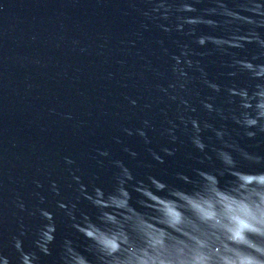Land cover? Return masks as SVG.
<instances>
[{"label": "water", "instance_id": "obj_1", "mask_svg": "<svg viewBox=\"0 0 264 264\" xmlns=\"http://www.w3.org/2000/svg\"><path fill=\"white\" fill-rule=\"evenodd\" d=\"M257 228L264 0H0V264H217Z\"/></svg>", "mask_w": 264, "mask_h": 264}, {"label": "clouds", "instance_id": "obj_2", "mask_svg": "<svg viewBox=\"0 0 264 264\" xmlns=\"http://www.w3.org/2000/svg\"><path fill=\"white\" fill-rule=\"evenodd\" d=\"M200 42L203 43V40ZM158 187L162 188L164 185L160 184ZM255 231H257L261 237H264V229L257 228ZM229 239H235L237 243L248 245L259 255L257 256L251 253L235 251L231 257L221 258L217 261V264H264V241H261L260 244H252L241 234L240 231H237L234 237L229 236ZM188 264H201V262L193 260L189 261Z\"/></svg>", "mask_w": 264, "mask_h": 264}, {"label": "snow or ice", "instance_id": "obj_3", "mask_svg": "<svg viewBox=\"0 0 264 264\" xmlns=\"http://www.w3.org/2000/svg\"><path fill=\"white\" fill-rule=\"evenodd\" d=\"M90 235H91V233H90Z\"/></svg>", "mask_w": 264, "mask_h": 264}]
</instances>
